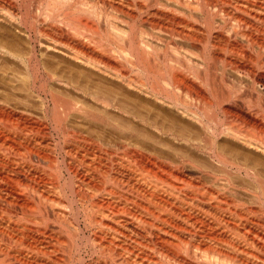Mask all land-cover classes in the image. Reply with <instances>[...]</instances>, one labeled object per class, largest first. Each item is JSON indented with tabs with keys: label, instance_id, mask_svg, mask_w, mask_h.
Masks as SVG:
<instances>
[{
	"label": "bare ground",
	"instance_id": "obj_1",
	"mask_svg": "<svg viewBox=\"0 0 264 264\" xmlns=\"http://www.w3.org/2000/svg\"><path fill=\"white\" fill-rule=\"evenodd\" d=\"M261 81L264 0H0V264H264Z\"/></svg>",
	"mask_w": 264,
	"mask_h": 264
},
{
	"label": "rangeland",
	"instance_id": "obj_2",
	"mask_svg": "<svg viewBox=\"0 0 264 264\" xmlns=\"http://www.w3.org/2000/svg\"><path fill=\"white\" fill-rule=\"evenodd\" d=\"M172 51H170V50H166V52H165V59H166V61L168 62V60L169 59H174V56H172ZM167 64V63H166ZM218 66V65H217ZM217 66H215V67H217ZM219 67V66H218ZM218 67H217V69L216 68H214L213 70H212V73H211V76L212 77H210V82H213V77L214 76H216L215 74L219 71L218 70ZM167 72H168V69H167ZM230 71H227L226 72V75H225V81L226 80H230L229 82L227 81V83H229V84H235L236 83V85L234 86V87H243L244 88V84H245V82L243 81L242 82V79H239L237 76H235L234 74H232L231 75V72L229 73ZM168 74V73H167ZM229 74L233 77H229ZM234 75V76H233ZM228 76V77H227ZM229 78V79H228ZM230 78H232V80L230 79ZM236 78H238V79H236ZM235 80V81H234ZM239 80L241 81V85H240V83H239ZM231 81H233V82H231ZM238 83H237V82ZM262 83L261 84H263L264 83V81H261ZM263 88V87H262ZM262 88H260V89H262ZM181 96H183V95H181ZM19 98V100H21V101H26V100H24V98H23V100H22V98L21 97H18ZM21 98V99H20ZM262 103L264 104V99L262 100ZM79 220H80V230H81V234H82V236H83V234H87V232H88V230L84 227V225H83V223L81 222V220H82V217H81V215L79 216ZM83 245H85V241L83 240ZM90 254H91V252L90 251H88L87 249H85L84 250V252L82 253V256H83V260H87L88 258H89V256H90Z\"/></svg>",
	"mask_w": 264,
	"mask_h": 264
}]
</instances>
